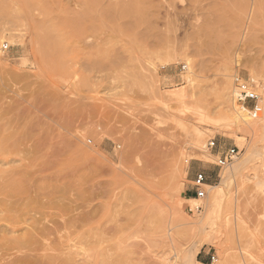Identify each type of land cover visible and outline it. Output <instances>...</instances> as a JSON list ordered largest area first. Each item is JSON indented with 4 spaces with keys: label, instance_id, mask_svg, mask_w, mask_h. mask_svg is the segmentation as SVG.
<instances>
[{
    "label": "rangeland",
    "instance_id": "374dc122",
    "mask_svg": "<svg viewBox=\"0 0 264 264\" xmlns=\"http://www.w3.org/2000/svg\"><path fill=\"white\" fill-rule=\"evenodd\" d=\"M90 3L0 0V264H181L194 247L203 264H264V110L238 124L223 105L238 75L264 91V0ZM230 148L249 161L205 210L194 176L219 182Z\"/></svg>",
    "mask_w": 264,
    "mask_h": 264
},
{
    "label": "bare ground",
    "instance_id": "6f19581e",
    "mask_svg": "<svg viewBox=\"0 0 264 264\" xmlns=\"http://www.w3.org/2000/svg\"><path fill=\"white\" fill-rule=\"evenodd\" d=\"M23 1H24V9H31L32 7L41 5L43 0H23ZM98 4H99V0H91L90 6L92 7V9L98 10ZM43 9H44V11H45V13L47 15V19H48L47 22L50 23L48 25V27H49V29H51L52 33H54V31L55 32L60 31V28L62 27L63 24L59 20V18L56 16V14H55L56 11L54 9H52L50 6H48V5H44ZM8 10H9V7L6 6V5H3V6L0 7V13L7 12ZM127 10L126 9H122L121 7L119 9H107L106 11L103 12V14L105 16V18L103 19L104 23L105 24L106 23H113L114 22V18L116 16H118V17L127 16L128 15L127 14L128 13ZM144 15H145L144 10L142 8L138 7V9H137V17H138V19H140L142 21ZM121 30H123V29L121 28ZM0 37L1 38L6 37L4 31H0ZM188 62H190V60H188ZM256 80H257L256 78L255 79L253 78V81L255 83H258ZM190 81H191V79H190ZM176 92H178V91H176ZM260 93H262L264 95V91L263 90ZM177 94L178 95H176L175 92H173V94H171L170 96L172 98H174V99H179L180 101H182L183 98H181V97L183 95L184 96L186 95V93H184L183 91H180ZM235 95H236L235 83H233L232 80H229V81L225 82L223 84V105H224V109L228 113L227 114L228 118L231 119L232 121H235L238 124H240V123L249 124L250 122H252V120L250 118L249 110L237 103ZM260 104L262 106V110L261 111H263L264 110V100L262 102H260ZM197 135L201 136L202 134L198 133ZM241 146L243 147L245 145L241 144ZM251 149L252 148H250V150ZM249 154H250L249 155V157H250L251 155H258L259 152L256 151V150H252ZM211 158H212V156L208 153V154H206L204 156L203 159H205L206 162H209L210 160H212ZM248 161H249L248 157L240 158L239 155H238L236 157V159L234 160V162L231 164V167L227 168V170L222 173L219 182H217L215 184H209V183L205 184L204 188L210 194H212V197L210 196L211 200L209 199L210 202L208 200V204H206V206H205V210L213 211V210L217 209L218 207H220L222 199L226 195V189L229 187V185L231 184L233 179L241 172L242 168H244V166L247 164ZM186 163H189V160H186ZM185 168L181 167V168L178 169V171H177L178 172V177L184 176ZM174 181L175 180H173V182ZM202 199L203 198L196 197V198H192L191 200L192 201H200ZM198 208L199 207H197V209ZM47 231L49 232L50 228L44 226V227L41 228V230H38V232L36 231L37 232V236L38 235H44L45 233H48ZM197 251H198L197 248H195V247L191 248V250H189L185 254V256L183 257L181 264H203L201 262L196 261ZM20 258L17 259V260L16 259L13 260L12 264H21V263L22 264H38V262H39L38 258H36V257L32 258L31 256H27V255L25 256V258H22V257H20ZM69 260L70 259H67V262ZM216 261L217 260L215 258L214 262H216Z\"/></svg>",
    "mask_w": 264,
    "mask_h": 264
},
{
    "label": "built area",
    "instance_id": "2783aa9c",
    "mask_svg": "<svg viewBox=\"0 0 264 264\" xmlns=\"http://www.w3.org/2000/svg\"><path fill=\"white\" fill-rule=\"evenodd\" d=\"M8 47H6L7 49ZM236 86V100L241 106L250 110L253 113H260L262 106L260 104L261 95L258 83L253 80L246 79L240 75L235 77ZM217 147L216 141H212L209 144V149L214 150ZM239 155L237 148H230L225 152L221 153L216 163L217 167L223 168L234 162L236 157ZM209 178L206 171H198L193 179V189L196 197L204 198L207 194L204 188ZM215 256L212 257L214 262Z\"/></svg>",
    "mask_w": 264,
    "mask_h": 264
}]
</instances>
